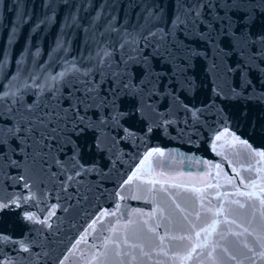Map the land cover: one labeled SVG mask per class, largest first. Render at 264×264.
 <instances>
[{"label": "water", "instance_id": "95a60500", "mask_svg": "<svg viewBox=\"0 0 264 264\" xmlns=\"http://www.w3.org/2000/svg\"><path fill=\"white\" fill-rule=\"evenodd\" d=\"M9 89L0 264H264V0H0Z\"/></svg>", "mask_w": 264, "mask_h": 264}, {"label": "snow or ice", "instance_id": "6c2138e0", "mask_svg": "<svg viewBox=\"0 0 264 264\" xmlns=\"http://www.w3.org/2000/svg\"><path fill=\"white\" fill-rule=\"evenodd\" d=\"M200 13L199 11H197V16H199ZM180 22V17L177 16L175 23H179ZM157 35V33H150L149 36L151 37H155ZM161 38H163V34L161 33ZM143 39L145 40V43L147 44L148 41V37H143ZM129 41H125V43H128ZM133 42L135 41V38H133ZM123 47V45H121ZM105 55H107V53H105ZM61 76H63V73L60 74ZM53 80H56L57 77H52ZM15 86H13L14 88ZM25 88L28 87L27 83H25L24 85ZM42 90H43V86ZM17 90H13V89H9L7 92H4L2 95H0V106L3 105L4 101L7 99H11L13 104L19 103L21 104V106H23V100L17 96ZM94 91V89H88L86 90L85 93V101L88 99H94L93 97H90L88 95V93ZM59 102V101H57ZM79 103H81V101L77 100L76 105H74L73 107H78ZM38 107V106H37ZM25 111L27 112H31L32 111V105H28L27 108H25ZM6 112L9 114V116L12 115V107H8L6 109ZM17 115H19V119L15 120V119H6L4 117V113L0 112V120H3L4 122V126H0V146H4L7 145L8 141L12 138H16V139H20L21 137L18 135L19 133H24V139H32L35 136V133L39 132L41 140H46L49 138V136L51 135V133L54 132H59L60 128H59V123L62 119H68V117H62L60 113H42L39 116L36 115H29V116H23L20 115L19 110H17ZM75 115H79V113L77 112ZM56 120L57 122V127L52 128V129H48L49 124L52 123L53 120ZM217 139H219V137H217ZM0 154H2V149H0ZM151 155V154H149ZM162 155V153H161ZM256 155L264 157V152H259L256 153ZM132 177H129V180H131ZM243 182V181H242ZM229 183H231V181H229ZM13 203H16V201H13ZM262 204H264V200L261 201ZM0 207H8V204L2 203L0 204ZM241 207H243V205H241ZM25 219L27 220H32L34 219L33 216L31 215H26ZM9 238L7 236H0V243L7 241ZM261 239H264V237H261ZM21 248H23L25 251H27V248L24 247V243L21 241ZM262 247H264V244L261 245ZM245 247H247V244L245 245ZM251 251V249H249Z\"/></svg>", "mask_w": 264, "mask_h": 264}]
</instances>
